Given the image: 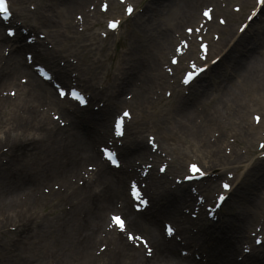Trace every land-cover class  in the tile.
I'll list each match as a JSON object with an SVG mask.
<instances>
[{"label":"bare ground","instance_id":"obj_1","mask_svg":"<svg viewBox=\"0 0 264 264\" xmlns=\"http://www.w3.org/2000/svg\"><path fill=\"white\" fill-rule=\"evenodd\" d=\"M19 1L24 2L25 0ZM40 1L44 2V0ZM85 1L86 0H55V3L59 5L61 4L63 8H66L69 11H83L84 6L87 5L85 4ZM109 1L111 5L114 2V0ZM199 1L203 0H145V4L147 5L144 6V13H147V11L151 9V15H149L146 20L149 22H146L149 26L146 27L147 38L143 40L144 45L142 46L147 49V55L153 60L150 59L149 65L140 70L143 74V78L140 79V83L137 84L135 81H131L132 75H129L125 78V80L121 82L119 81V83L115 85V90L108 94L114 105L126 103V100L120 97V92L128 86L133 90L132 100H134L135 103L143 105V100L148 99V83L152 85L161 81L160 73L159 75L152 74L154 70V62H156L157 58L162 56L168 49L172 40L175 38L174 34L176 32H180L181 22L190 21L195 18V4ZM244 1L248 2L249 0ZM220 2L221 0H209L207 1L206 7L213 4L217 13H222L223 15L230 16L231 18L237 16L236 14L218 6L220 5ZM251 2L252 0L248 3ZM261 10L260 15L255 16L250 21L247 32L237 36L236 38V34L232 32V29L225 28L223 30V27L214 24L212 25V29H217L220 32L223 31L225 36L223 38L220 37L217 41H214L211 44V52L217 50L216 52L220 54L222 50L220 49L218 52V46L224 40H227L229 43V41L235 38L226 50L225 54L216 64L212 65L213 68L211 71L214 73L216 72V66H218L220 62L227 61L225 71L223 73L219 72L214 76V81H217L215 83L217 84L218 89L217 91H213L216 95L215 100H211L205 104V98H208L211 95L209 92L210 83L205 81L200 84L199 88H196L195 91L193 90L189 99L184 98V94L177 92V94H179L176 99L177 104L174 102L167 106L168 109L165 112V117L162 115L161 118L160 116H157L158 126H160V128L156 127L155 131L158 135H162V131L160 130L164 126L176 124L177 130L174 131L171 136L170 134H167V136L169 138H178L179 134L181 136V141L189 143L191 147H195L202 155L206 156L210 160L212 168L219 166L220 163L231 164L245 158V155L237 152L236 148L233 149L230 156L220 153L219 147L221 140L218 138H215L213 142L205 140L209 139V129L215 128L218 130L215 126L218 125L221 127V125H225L222 123L223 119H220L219 116H217V113L222 115L226 110L229 112V117L234 120V122L230 124L227 130L223 129L230 135L236 137L237 143L244 142L248 145L256 127L261 126L262 130H264V6H262ZM50 12H47L45 16H41L39 18V23L44 28H55L54 32L50 35V37H53L55 42H59L62 38H66L67 43H69L70 46L79 54H81L82 50L86 47L89 48L98 43L99 38L94 36L97 32L90 33L92 34L93 40L88 39L90 42L88 45L84 42L85 34L78 33L74 30V25L71 21L61 17V13L58 11L56 12L57 19L52 18L49 16ZM108 13H111V11L109 10ZM102 18V13L99 11H93V13H90L84 18L86 25L85 29L90 31L91 27L93 28L102 24ZM1 23L2 22L0 20V25ZM183 35L185 34H182V36ZM17 39L19 40V38ZM4 40H7L6 36L0 33V42L5 43ZM40 46L42 47L41 50L43 54H48L47 56L51 59L56 56L54 51L47 50L43 44H40ZM22 48H24V45L19 43L12 50H10L9 54L6 56L8 58H0V86L2 84L5 85L13 83L11 85H13L18 92L15 98L16 100L13 102L11 101L13 104V110L3 112L0 119L8 120L16 118L22 120L19 123V128L25 129L28 125H31L42 138L46 137L48 134L50 135V131H54V134H57L60 140L70 141L67 149L70 168L68 170L67 161L58 165L61 167L66 166V171L68 170L70 172L79 173L77 167H79L84 159L82 155L79 157L80 152L86 157V159L96 161L97 165L95 172V177L97 178L96 183H93L91 180H85L82 188L75 186V184H70L69 182H67L68 185H66L69 189L66 193L76 197L73 202L74 206L85 207L90 212L88 213L86 220L88 221L93 219L87 233L82 237L77 247L73 250V253L80 254L82 252V257H84L86 261L90 251L89 247L92 243L94 244V240L98 234L97 228L100 227L103 229L104 227V211L98 206L95 200L90 198V196L93 194V189L98 188L102 184H107L108 187L103 192L100 205H110L114 200H120L121 209L125 213L129 225L145 230V232L150 236L151 241L156 245L151 256L152 258L144 259V256L139 254L137 249L128 245L119 233L109 232L106 233L107 236L103 239L109 244V248L113 249H108L106 252H103L101 256L97 257L100 258L98 261L99 264H112L113 259L117 261L118 264H159L169 258L189 264L187 259L180 257L175 252L176 244L174 242L164 243L161 241L158 235V228L153 221L147 219L138 212L136 213L131 211L129 208L128 197L122 187V175L124 173L126 176L128 172L123 170V173L114 174L113 176L108 175L107 172L110 170H108L104 166L103 162L99 160L97 150L94 149L97 138L92 137L90 134L91 131L84 135L76 134L77 130H74V128L76 129V122L78 120L85 122L94 121L92 122L93 124L105 126V124H107L106 120L108 112H106V116L104 117V114L93 113L92 110H74L68 108L63 102L57 100L53 95L50 85L42 80H39L35 73L31 70L30 66L21 59L20 50ZM94 48H96V46ZM191 52L196 55V52ZM136 59L137 57L135 60ZM143 61L144 63H142V67L146 65V60L143 59ZM126 62L127 59L121 58V63L118 65V69H123V65ZM87 65L90 66L89 64ZM69 66L70 64L66 63L62 67L56 66V68L58 71L63 72ZM18 72L23 73L28 77L27 83L21 84L15 80ZM90 72L91 70L87 71L85 74H89ZM197 99L204 102V104L197 102V105H201L202 107L207 106L210 109L200 110L197 108L195 105ZM3 102L8 103L10 101L4 99ZM249 103L256 107L255 113L260 117H263V119L260 120V123H257L256 126L252 123H247L245 126L239 118L241 111L247 108V106H250ZM49 105L54 106L59 113L65 117L67 124L64 127H56L46 118L45 114H43L42 109ZM15 111L21 112V115L17 114ZM88 111L90 113H86ZM253 114L254 113H252L251 116H253ZM197 117H199V120H196ZM28 129L29 127L23 133L17 134L15 137L7 132L1 138L2 140L10 142L12 146H15L16 141L28 133ZM52 141H55V138H51L49 142ZM36 145L37 144L35 142L27 143L24 146L23 153L29 152L30 157L28 158H32L33 150ZM136 147L142 151V153L145 152V149L148 150L145 144L143 145L139 141L136 144ZM173 150L175 151V160L177 158L176 165L180 166V160L185 153L182 149L173 148ZM49 151L52 158L60 157L59 150L52 144L49 146ZM134 152H136L135 149L129 147L128 145H125L122 148V153L129 154L130 158ZM41 161H43V159H41ZM250 164V161L248 166L247 164H244V166L247 167V171ZM43 165L44 162H37L33 164L30 161L20 164L23 169L29 166L33 168V166L41 167ZM51 171L54 176L66 181L65 172H58L56 167H52ZM4 173L5 172L1 169L0 165V174L6 175L8 180H11L12 176H16V171L13 166L9 170V173ZM245 175H247V173ZM260 177L261 176H259V179L255 180L250 186L245 183L243 185L244 193L240 196L236 195V197L239 196L237 198V202L239 207H241L242 218L240 219V213L237 214L236 219H234L236 214H232L233 219L229 216L227 229H218V234L212 239V241H208L209 244L204 245L203 243H199L200 247L205 250V256L207 257L205 264H245L234 259V246L236 242L235 238L230 235V229L239 228L243 230V224L245 222H251L254 214L259 209V201L262 198L260 189L264 186V177ZM243 178L245 177L243 176ZM2 180V183L4 184L10 182L4 178ZM98 182L99 184H97ZM17 183L24 184L21 179L20 181H17ZM0 185L2 186V184ZM4 190L5 192L0 195V215L1 211L5 212L8 209L10 211L18 209L19 213L15 216L16 218L13 217V220L17 222L18 227L22 230L31 224L33 218H35L41 227V234L51 232L49 235L44 236L45 240H52V249L45 248L42 257L43 261L46 255H49L52 261L57 260L56 254L60 253L61 257L58 259L59 261L57 260V262L70 264L72 259L71 248L73 245L71 237L74 228L77 226V220L69 214L67 216L68 221L65 225L58 228V224H54V228L52 229V225L40 223L42 216L38 211L39 208L43 207L41 206L43 201L48 199L47 195L42 194L40 197H36L29 193L24 194L23 199H21V196L18 198L17 195L21 190L12 183ZM0 191H2L1 187ZM150 195L151 198H153L152 192ZM171 196L173 197L172 194ZM161 197L162 194L155 197L154 210L151 208L152 214L155 218L160 215L159 212L162 208V204L160 202ZM168 198L170 199V197ZM175 198L177 199V197ZM53 206L55 205L53 204ZM94 222L96 223L93 226ZM3 227L4 223L2 219H0V229ZM79 229L82 231L85 227H80ZM62 239L63 245L66 249H69L68 254L61 253L58 241L60 242ZM260 256L262 255L260 254ZM33 259V256L26 253L21 257V264H37L36 260L38 261V258L35 259V262L32 261ZM254 264L256 263L254 262Z\"/></svg>","mask_w":264,"mask_h":264},{"label":"rangeland","instance_id":"obj_2","mask_svg":"<svg viewBox=\"0 0 264 264\" xmlns=\"http://www.w3.org/2000/svg\"><path fill=\"white\" fill-rule=\"evenodd\" d=\"M233 2H237V0H233ZM200 4H201V2H199L197 4V7ZM30 5L32 6L31 2L26 3L25 9L27 7L30 9L29 10L30 12H33V10H31V8H30ZM141 5H142V2L140 4L138 3V5H136V12H135L136 14H133V17L128 20V23H125L122 25V29L118 35L121 38L119 41V45H120L119 51L124 49V48L127 49L126 57L128 58V62L125 64V68L122 70L123 73H125V74H128L130 72L135 73L137 70H140L141 68H146L150 62V56L147 55V49L143 48V46H142V45H144L143 40L145 38H147L146 27L149 25L146 24V22H148V21H146L148 18V17H146V13L141 12V9H142ZM119 10H121V9L119 8ZM147 12H148L147 13L148 16L151 15L150 11H147ZM27 17H28V21H30L31 17L30 16H27ZM231 24H232V28H234L235 27L234 21H232ZM132 26H134V29L131 30L130 28H132ZM111 43H112V40L109 41V46L111 45ZM110 52H111L110 50L103 49V50L99 51L95 55V57L101 58L103 60V65L112 67L113 60H112V58H110L108 56V53H110ZM136 57H137V59L135 60ZM143 59L146 60V65L144 67H142ZM226 65H227V63H224V64L222 63L220 65V67L218 66L219 68L216 67V69L218 68V70H220V71L224 70ZM131 66L134 69H129ZM206 76H208L211 80L210 76H212V74L208 73ZM20 77L21 76L18 75L17 80H20ZM171 82H172V80L169 79V83H171ZM200 83H201V81H200ZM7 88H10V84L0 86V93H1L3 98L7 97L6 94H5V96H3L4 93L7 91ZM163 88H165V87H159L157 89H156V87L153 88V89H156V92L158 94L159 100H158V98L155 99V101H156L155 103L158 106H161L163 104V100L169 101V100H172L174 98L173 95H171V97L167 98L163 94L164 93ZM211 88H215V87H212V85H211ZM214 100H215V98H214ZM1 102L3 103V101H1V98H0V103ZM2 103L0 104V106H3L5 104L4 106L6 107L7 110H9V111L13 110L11 103H3V104ZM209 109H210L209 107L205 106L203 110H209ZM254 109H255V107L251 106V103H250V106H247V108H245L241 111L239 118L242 121L243 125L246 126L247 123L251 122L249 113L251 110H254ZM17 113L20 114V112H17ZM136 115L138 117V111H136ZM144 116H145L144 123L148 127V129H146V130H152V125L156 121L155 112L152 110H149V111L145 112ZM48 118L51 119L49 116H48ZM224 119L229 122L228 124L234 122V120H232L229 117V112L227 110L224 113ZM21 121L22 120H19L16 118H11V123L14 125H16L17 122L20 123ZM2 126H3V123L1 122L0 123V129L2 128ZM28 127H29L28 133H35V130L31 125H28L25 129H27ZM146 130L144 133L148 132ZM260 131L261 130L259 128H258V130H255V132L252 134L251 142L248 143V145L244 142L238 143L237 145H235L236 143L230 142L232 137H228L227 142L230 145L229 146L221 145L219 147V152L222 151L223 154L224 153L226 154L227 149H230V151H231V147H232V149H233V147H236L237 151L240 152L241 154L245 155V157H247V158L256 157L255 155H258L260 152L258 149L255 150L256 142L258 139L261 138ZM217 133H219V131L217 129H215V128L209 129L208 130V136H209L208 138L209 139H205V140L213 142V139L211 137H213V135H216ZM3 135L4 134L0 130V139H1L0 140V160H1L0 165H1V169H2L3 164H5L8 159L16 158V156L19 154H21V158H22V154L25 156H27L29 154V152L23 153L24 142L16 143L15 146H12L10 142L2 140L1 137ZM205 136H207V135H205ZM165 145L166 146L172 145L174 147L184 145V146L188 147L189 144L185 143V141H181V136L179 135L178 138L169 140L168 144H165ZM34 152H36V151H34ZM191 155L193 158H196L199 162L206 163L209 165V161H208L207 157L199 154L198 152H195V153L190 152L189 156H191ZM172 157H173V155H172ZM62 159L63 158H58V160H62ZM256 160L257 159H254L253 166L250 168V171L248 174V175H250V182L253 180H256L258 178V176H260L263 172L262 170H260L258 168L257 164L255 163ZM15 163H18V162H15ZM237 164H240V162L235 163V165H237ZM258 165L263 167L264 166V159L260 158L258 161ZM15 166H17V165H15ZM219 166L223 167L222 169H224V166H222L221 164ZM231 166H232V168H229V169H233L234 164H232ZM2 170L7 174V171H5L4 169H2ZM240 170H241V168L238 167V168H235L234 171L237 172ZM16 171H20V170H16ZM22 173H24L25 175L29 174V172H27L26 170L23 171ZM33 177L36 181L37 178L35 176H33ZM3 178L8 180L6 175L0 174V179H1L0 184H2V186L0 185V187L2 188V191H0V195L5 192L4 189L7 186H10L11 183L14 186L18 187L19 189L22 188L17 182H13L11 180H8L11 183L10 182L7 184L2 183ZM73 178H75V177H72V178L69 177L68 180H70L72 182ZM51 180L52 179L48 180L49 181L48 184L42 183L43 185L42 184L40 185L41 186L40 189L44 194H49V195L53 191H55L54 197L56 198V201H54L53 199L46 200L44 202L42 209L39 210V214L42 216V220L40 221V223L45 224V225L50 224V225H52V229H53L54 224L55 225L58 224V228L61 226L62 222L60 221L59 217H61V220L63 218H65L61 209L70 210V201H69V199H66V198H62L60 200V195L58 192H64L66 189L64 191H61V190H63L65 185H63L59 181H54V180L51 181ZM38 181H43V180H38ZM5 182H7V181H5ZM56 184L58 185L56 187L57 189L53 186ZM59 184H61L62 188L59 186ZM44 185H46L49 189L42 188ZM26 188H22L23 190H21V191H23L24 193L30 192V191H27ZM54 189H56V190H54ZM239 190H241V189H239ZM61 194H63V193H61ZM19 196H22V193H19ZM262 196L264 197V195H262ZM51 197H52V195H51ZM262 201L264 202V198ZM233 203H235V202H233ZM52 204L55 205V208L52 207ZM7 211H6L7 213H5L4 211H1V215H0V219H2V221L4 223V227L2 229H0V264H21V257L26 253L33 256V258H34L32 260L33 262H35V259L38 258V261L36 260L37 264H50L51 258L49 255L45 256L44 261H43L42 257H43V253L45 251V248H49V246L51 245L50 244L51 239L45 240L44 236L49 235L51 232H45V233L41 234V227L39 226L38 221L36 219H33L31 224H29L28 226H26L22 230L20 227H18L16 225L15 222L12 221V218H11V215H12V217L17 216L18 211H16V209H14L12 211H10L8 209ZM80 215H82L81 212H80ZM5 217L7 218V221H4ZM58 218H59V222L57 220ZM62 241H63V239L60 242L58 241L59 247L63 252L62 254H68L69 250L66 249V247L63 245ZM100 246L102 247L103 244H101ZM97 251H99V250L96 249V252ZM71 257H72V259H71L70 264H88V263H86V261H83V259L76 258L77 257L76 253L72 252ZM41 258H42V260H41Z\"/></svg>","mask_w":264,"mask_h":264},{"label":"snow or ice","instance_id":"obj_3","mask_svg":"<svg viewBox=\"0 0 264 264\" xmlns=\"http://www.w3.org/2000/svg\"><path fill=\"white\" fill-rule=\"evenodd\" d=\"M255 3H256L257 7L264 6V0H255ZM33 7H35V5H33ZM107 7H108V5L106 3L101 5L102 9L106 10ZM236 10L239 11V7L238 6H237ZM210 11H211L210 9L205 8L204 11H203L204 17H206L208 19H211ZM125 12H126V14L131 15L134 12L133 6L131 4H129L125 8ZM255 14H256V8H253L252 9V15L248 16L247 19L251 20L253 18V16H255ZM10 15H11V13H10L9 7L6 4V0H0V18H2V20H8ZM225 22L226 21L223 18L220 19V23L221 24H224ZM119 23H120V21L115 20V19L109 20L108 24H107V27L109 29H116L118 27ZM0 26H3L6 29L4 34L7 37H12L14 35L13 28L10 25L3 24V25H0ZM239 27H240V30L243 31L244 28H245V25L241 24ZM187 31L188 32H192L193 29L189 28V29H187ZM102 35H106V33H102ZM199 47L201 49H204L205 51L207 50L206 49V45H204V44H200ZM176 50L180 51L179 48H177ZM27 59L30 60L31 56L27 57ZM200 59H204V57L201 56ZM171 63L173 65L178 63V60H177V58L175 56L172 57ZM190 68H191V70L186 71V72L183 73L182 83L185 84V85L190 84V82H192L193 79L195 77H197L198 74L203 73L205 71V69L207 68V65H204V67H200L197 64L192 63L190 65ZM39 71H40L42 76H47V73H45L43 69H39ZM167 71L168 72H172V69L168 68ZM12 94L15 95V93H12ZM59 95L61 97H64L65 95H71V97L74 100L78 101L79 104L83 105V104L86 103V100L83 97V95H81L80 92L75 91V90H73L71 93H67L66 94L65 91L63 90V88H60L59 89ZM169 95H171V93H169ZM125 118H129V119L131 118V113L127 109H125L120 116H117L115 118V123H114V126H113L114 127L115 137L119 138L122 143H123L126 135L128 134L127 131H126V125L124 123ZM253 119L257 123H259L260 120H261V117L259 115H256V116L253 117ZM61 123H63V121H61ZM147 143L153 149H155L157 147V144H156V141H155V137H153V136H148L147 137ZM259 147L261 149H264V141L260 142ZM100 151L102 152L103 157H104V159L107 162H110L114 166H119V161L116 158V153L111 151L107 146L102 147L100 149ZM260 154L262 156H264V152H261ZM89 168L91 169L92 165H89ZM187 170L190 173V175H185L183 177L184 179H187V180H191V179H194V178L198 179L199 177H203L206 174L196 163L188 164L187 165ZM159 171L162 172V173L165 172L166 171L165 166L161 165L160 168H159ZM228 175L231 176L232 175L231 172H229ZM221 186H222L223 189H229L231 187V185L229 183H227V182L222 183ZM130 193H131L132 198L136 201L135 207L137 209L141 208L142 206H144V205H146L148 203V201L141 196V193H140V191L138 189L137 181H132V183L130 185ZM217 199H218V201H223L225 199V197L223 195H220V196H218ZM193 215H195V214L193 213ZM110 219H111V223L108 224L109 228L118 229L120 232H125L126 231V221L120 214L113 213L111 215ZM163 231L168 236L171 237V236L174 235L176 229L174 228L173 225L166 224V225L163 226ZM127 240H129V241H133V240L138 241L140 246H142L146 250L147 254L151 255L152 248L149 246L148 240H146L143 236L134 235L132 232H127ZM256 242L260 243L261 241L259 239H257ZM101 250H103V247L101 248Z\"/></svg>","mask_w":264,"mask_h":264}]
</instances>
